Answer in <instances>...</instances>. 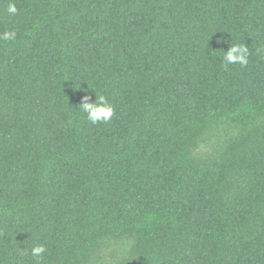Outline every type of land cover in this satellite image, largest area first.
<instances>
[{"label": "trees", "instance_id": "obj_1", "mask_svg": "<svg viewBox=\"0 0 264 264\" xmlns=\"http://www.w3.org/2000/svg\"><path fill=\"white\" fill-rule=\"evenodd\" d=\"M8 2L0 264H264V0Z\"/></svg>", "mask_w": 264, "mask_h": 264}, {"label": "clouds", "instance_id": "obj_2", "mask_svg": "<svg viewBox=\"0 0 264 264\" xmlns=\"http://www.w3.org/2000/svg\"><path fill=\"white\" fill-rule=\"evenodd\" d=\"M9 17L15 16L18 13V9L12 0H9L5 9ZM17 33L15 29L5 30L0 32V41L10 42L16 40ZM221 42H223V39ZM248 46L243 43H233L226 51H223L221 59V67L227 70L229 65L239 64L241 67H246L249 57ZM80 111L86 115V119L95 124H108L114 116V107L103 94L96 95L92 100L87 94H85L80 100ZM19 254L23 257H31L34 264H41L47 247L44 244H36L31 248H19Z\"/></svg>", "mask_w": 264, "mask_h": 264}]
</instances>
